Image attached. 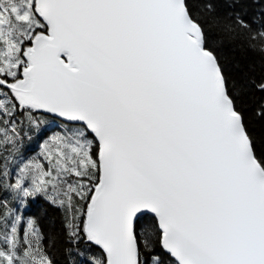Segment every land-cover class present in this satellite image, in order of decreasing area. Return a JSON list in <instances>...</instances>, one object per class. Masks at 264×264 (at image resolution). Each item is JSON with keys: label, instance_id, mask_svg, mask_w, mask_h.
Wrapping results in <instances>:
<instances>
[{"label": "snow or ice", "instance_id": "1", "mask_svg": "<svg viewBox=\"0 0 264 264\" xmlns=\"http://www.w3.org/2000/svg\"><path fill=\"white\" fill-rule=\"evenodd\" d=\"M0 264H264V0H0Z\"/></svg>", "mask_w": 264, "mask_h": 264}, {"label": "trees", "instance_id": "2", "mask_svg": "<svg viewBox=\"0 0 264 264\" xmlns=\"http://www.w3.org/2000/svg\"><path fill=\"white\" fill-rule=\"evenodd\" d=\"M225 58L227 60V62L229 63L230 67H233L235 63H245V62H250L249 58L245 57V55L243 53H234L232 51H226L225 52ZM234 70V67H233ZM39 215L40 216V226L43 228V230L45 231H50V221L48 216H45L43 211L38 209L36 206H33L32 209L26 213V215ZM52 213L49 212V216H51ZM57 256L58 260L62 261V257L60 256L59 252L55 253Z\"/></svg>", "mask_w": 264, "mask_h": 264}, {"label": "rangeland", "instance_id": "3", "mask_svg": "<svg viewBox=\"0 0 264 264\" xmlns=\"http://www.w3.org/2000/svg\"><path fill=\"white\" fill-rule=\"evenodd\" d=\"M33 147H35V146H33Z\"/></svg>", "mask_w": 264, "mask_h": 264}]
</instances>
